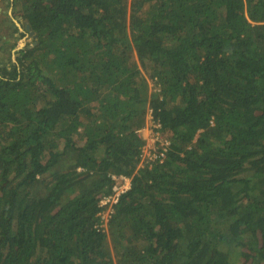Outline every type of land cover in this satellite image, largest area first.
<instances>
[{
	"label": "trees",
	"instance_id": "16d2710c",
	"mask_svg": "<svg viewBox=\"0 0 264 264\" xmlns=\"http://www.w3.org/2000/svg\"><path fill=\"white\" fill-rule=\"evenodd\" d=\"M13 6L35 36L0 60V264H264V0ZM150 109L170 145L140 166Z\"/></svg>",
	"mask_w": 264,
	"mask_h": 264
},
{
	"label": "built area",
	"instance_id": "2783aa9c",
	"mask_svg": "<svg viewBox=\"0 0 264 264\" xmlns=\"http://www.w3.org/2000/svg\"><path fill=\"white\" fill-rule=\"evenodd\" d=\"M149 113L153 117L152 109H150ZM155 122H156V126L158 125L157 127H159L160 124L157 123V121ZM142 129L138 130L140 134L142 132ZM158 132L153 133V136H155L156 138L155 140L156 142L149 152H146V149H145L146 145H144L140 166H143L147 163H152L153 161H156L159 159L162 161L165 158L166 152L170 145V141L168 139L161 138ZM157 142L158 144H156ZM112 177L117 181L113 185V192L109 194H104L103 196H101L100 201H99L100 206L102 207V211L100 212V215H101V220L103 221V224L107 223L109 217L111 216L113 212V207L115 203L118 202L120 195L130 186V183L129 185H126L129 179H131L130 177H127L124 175H121V176L113 175ZM120 179H122V182L118 183Z\"/></svg>",
	"mask_w": 264,
	"mask_h": 264
},
{
	"label": "rangeland",
	"instance_id": "374dc122",
	"mask_svg": "<svg viewBox=\"0 0 264 264\" xmlns=\"http://www.w3.org/2000/svg\"><path fill=\"white\" fill-rule=\"evenodd\" d=\"M4 1L3 0L0 1V6L3 7L4 10L7 11V13H9V14L11 13L12 16L19 15L22 18V16L18 12L19 9L14 8V6L11 8V5L5 4ZM23 22L26 23L24 20H23ZM1 24H3V20L0 17V25ZM21 27H22L23 30L22 29L21 30L19 29V32H17L15 34V36H17V37H11L10 38L11 39L10 44H12L13 42L16 41V46L14 48H16L18 46V44L20 43V41H23L25 43V45H26V44L30 43L32 41V39H33V37H28V35H26V33L24 32V27H23V24L22 23H21ZM4 32H5L4 30H0V33H4ZM6 33L8 34V32H5V34ZM8 46H11V45H8ZM14 48L12 49L10 55L8 54L7 51H4V50H2L0 48V56H2V57H0V60L1 61H6V58L5 57H7V58H12V60L16 62V51L14 50ZM157 126H156V122L153 119V117L151 116V114L148 113L147 114V124H146L145 127H143L142 132H141V134L143 135V137L146 139V144H145L146 145L145 146L146 152H149L151 150V148L154 146L155 142H156L155 141L156 138H155V136H153V133L154 132H158V129H157L158 127ZM158 133H159V135H160L161 138L167 139L165 136H163L161 134L160 131ZM156 144H158V142ZM121 182H122V179H120L118 181V183H121ZM130 182H131V179H129V181L127 182L126 185H129ZM113 210H114V207H113Z\"/></svg>",
	"mask_w": 264,
	"mask_h": 264
},
{
	"label": "flooded vegetation",
	"instance_id": "af4514ba",
	"mask_svg": "<svg viewBox=\"0 0 264 264\" xmlns=\"http://www.w3.org/2000/svg\"><path fill=\"white\" fill-rule=\"evenodd\" d=\"M0 1H1V0H0ZM3 1H4V0H3ZM9 2H11V3L9 4ZM13 2H14V0H5V1H4L5 4H9V5H11V8L13 7ZM0 17L2 18L3 23H4L5 26H7V25L9 26V25H10L8 22H6L8 18L11 19L12 21H14L15 24H16V26H18V28H19L20 30H21L20 26H21V23H22V24H23V27H24V32L26 33V35H28V37H33V38H34L35 34L32 35V34L30 33V30H26V23H27V22L24 23V22H23V18H21L19 15H14V16H12L11 13H10V14L7 13V11L4 10V8L0 6ZM16 19H18V22L20 23V26L18 25ZM16 33H17V32H16ZM16 33H15V34H16ZM30 43H31V42H30ZM25 46H26V45H25Z\"/></svg>",
	"mask_w": 264,
	"mask_h": 264
},
{
	"label": "water",
	"instance_id": "95a60500",
	"mask_svg": "<svg viewBox=\"0 0 264 264\" xmlns=\"http://www.w3.org/2000/svg\"><path fill=\"white\" fill-rule=\"evenodd\" d=\"M16 21H17L18 25L20 26V23L18 22V19H17ZM20 28L22 29L21 26H20ZM26 28H27V29H30V24H29L28 22L26 23ZM22 30H23V29H22ZM30 33H31L32 35L35 34L34 30H30ZM24 47H25V43H24L23 41H20V43L18 44V46H17L16 48H14V50L17 51V50H20V49H22V48H24Z\"/></svg>",
	"mask_w": 264,
	"mask_h": 264
}]
</instances>
